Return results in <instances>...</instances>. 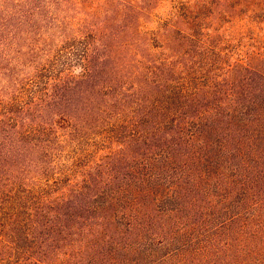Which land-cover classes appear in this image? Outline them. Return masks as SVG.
<instances>
[{
    "label": "trees",
    "instance_id": "16d2710c",
    "mask_svg": "<svg viewBox=\"0 0 264 264\" xmlns=\"http://www.w3.org/2000/svg\"><path fill=\"white\" fill-rule=\"evenodd\" d=\"M0 264H264V0H0Z\"/></svg>",
    "mask_w": 264,
    "mask_h": 264
}]
</instances>
